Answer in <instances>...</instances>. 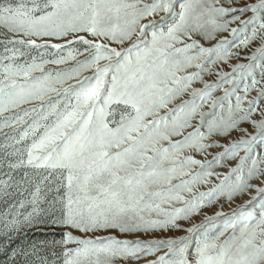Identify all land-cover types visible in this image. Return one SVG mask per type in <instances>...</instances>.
Returning a JSON list of instances; mask_svg holds the SVG:
<instances>
[{"label":"snow or ice","instance_id":"6c2138e0","mask_svg":"<svg viewBox=\"0 0 264 264\" xmlns=\"http://www.w3.org/2000/svg\"><path fill=\"white\" fill-rule=\"evenodd\" d=\"M56 228L10 264H264V0H0V236Z\"/></svg>","mask_w":264,"mask_h":264},{"label":"rangeland","instance_id":"374dc122","mask_svg":"<svg viewBox=\"0 0 264 264\" xmlns=\"http://www.w3.org/2000/svg\"><path fill=\"white\" fill-rule=\"evenodd\" d=\"M59 239H61V230L59 228L45 229L42 232L29 231L27 235L22 233L20 236L15 237L11 243H8L7 237L0 236V264H10L9 257L13 248L18 249L40 240L52 241Z\"/></svg>","mask_w":264,"mask_h":264}]
</instances>
